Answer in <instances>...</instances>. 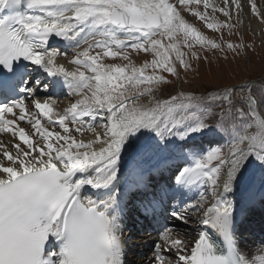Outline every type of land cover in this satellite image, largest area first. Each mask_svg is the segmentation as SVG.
Masks as SVG:
<instances>
[{
	"label": "snow or ice",
	"instance_id": "1",
	"mask_svg": "<svg viewBox=\"0 0 264 264\" xmlns=\"http://www.w3.org/2000/svg\"><path fill=\"white\" fill-rule=\"evenodd\" d=\"M249 5L264 23L257 0H0V264H126L133 192L150 193L142 207L159 224L145 264H264V242L245 250L236 235L264 207V77L167 91L192 61L211 62L196 48L246 55L221 30L233 33V10L241 23ZM69 49L73 70L57 63ZM131 52L153 58L137 67ZM57 89L78 98L57 111ZM85 132L92 138L77 137ZM207 136L219 139L194 143ZM190 223L192 241L178 230Z\"/></svg>",
	"mask_w": 264,
	"mask_h": 264
},
{
	"label": "rangeland",
	"instance_id": "2",
	"mask_svg": "<svg viewBox=\"0 0 264 264\" xmlns=\"http://www.w3.org/2000/svg\"><path fill=\"white\" fill-rule=\"evenodd\" d=\"M211 2L222 5V0L221 2H218L217 0H211ZM241 2L246 3V0H241ZM257 3L259 10L261 12H264V0H257ZM190 7L193 10L204 11L202 3L199 6L193 4ZM208 12L211 15V9H208ZM181 15L184 16V18L190 24H192L209 38H215L219 40V37L222 33L223 39L226 41L230 40L234 43H240L242 41L247 46L244 50L246 55L242 53L240 56L233 57V54L229 52L227 53L228 59L225 60L219 58L221 54L218 52H204L199 48H196L194 49L195 51H198L201 56L207 55L211 62L209 63L204 60L192 61L193 70H190L187 74H185V72L181 69L180 81L176 82V89L174 90L169 87L167 89L168 92H170L171 94H175L176 91L183 89L186 91L191 90L196 94H200L206 89L223 88L225 86L233 85L239 86L246 83L250 84L253 82L259 83L261 78L264 77V23H261L257 17L251 14L250 5L245 8L244 15L238 17L239 21H242L241 23H237V14L235 10H233V23H236L237 27L231 34L227 29H222L221 33H217L213 30L207 29L206 23L192 15L190 11H183ZM216 16L221 21L225 20V17H223L221 13H216ZM185 51L187 50L185 49ZM152 58L153 57L151 56V54H145L142 52L130 53V59L137 67H140L145 61H151ZM105 62L121 65L127 63V61H123L119 58H106ZM169 79H172L175 82V77H169ZM64 100L67 101V97H62V95L59 96L58 102L60 105ZM58 102L56 106H59ZM97 129H100L98 124ZM212 139L219 138L212 136L200 137L196 139L194 143L202 145L205 149H207L209 147V141ZM190 224L194 225L192 223ZM187 230H190V228L186 229V231ZM187 233V238L193 237L192 233L190 234L189 231ZM142 235L143 234L131 235V239L139 240V237H141ZM151 237L152 236L150 235L144 234L141 238L142 243L147 244ZM139 248V251L143 252L144 250L148 249V246L140 245ZM149 253V251H146V255H149ZM133 255L129 257L132 262L136 260Z\"/></svg>",
	"mask_w": 264,
	"mask_h": 264
},
{
	"label": "bare ground",
	"instance_id": "3",
	"mask_svg": "<svg viewBox=\"0 0 264 264\" xmlns=\"http://www.w3.org/2000/svg\"><path fill=\"white\" fill-rule=\"evenodd\" d=\"M218 2H221V0H217ZM254 27V26H253ZM256 27V26H255ZM56 43V45H57V47H59V48H61L62 47V42H60V41H56L55 42ZM62 50V49H61ZM72 59V54L69 52V55L68 56H58L57 57V61L59 62V64H63L64 66H69L70 68H72V69H74L75 68V65H73V64H71V63H69V61ZM67 91V90H66ZM62 97H67V101L66 100H64L62 103H61V105L59 104V102H58V104H59V106H54L55 108H56V110L57 111H62L63 109H65V108H67V107H70V104L72 103V102H74L75 101V99H77L78 97H75V96H72V97H69V95L68 94H66V93H62ZM65 102H66V104H65ZM67 102H69V103H67ZM20 124H21V126H23V127H26V129L29 127L27 124H26V122H23V121H21L20 122ZM97 131H102V129L100 128V129H97ZM77 137L78 138H82V139H85V140H87V139H91L92 138V134L90 133V132H85V134H84V136L83 137H80L79 136V134H77ZM4 138L5 139H7L8 138V136H7V134H4ZM179 162H182L183 163V161H180V160H177V159H175L174 157H173V159H171L170 160V163L171 164H176V163H179ZM171 175V174H170ZM135 193V192H134ZM150 194V193H149ZM144 195V194H143ZM144 196H146V195H144ZM134 197L133 196H129L128 197V200H127V211H129V208H131L132 206H134L133 204L135 203V199H133ZM147 199V198H146ZM127 211H126V217H127ZM242 220V219H241ZM169 221V220H168ZM134 222H135V220H134ZM164 223H166V222H164ZM173 223V221L170 223V225ZM189 226V225H188ZM251 228H252V226H250ZM188 228H190V230H187L186 231V229H188ZM240 227L237 225V232H236V235H237V239H238V241H239V247H241L242 249H245V250H249V249H251V250H254L256 247H258L262 242H264V236H262V237H259V238H257V237H255V235L252 233V235L251 236H249L248 237V239H247V237H245V235H243L242 233H241V230L239 229ZM178 230H180L181 232H188L189 231V233L191 234L192 233V238H187L188 236H186V239L187 240H189V241H192L195 237H196V235H197V232H196V225L194 224V225H191L190 227H186V226H184V225H180L179 226V228H178ZM156 232V231H155ZM251 232H252V230H251ZM188 234V233H187ZM263 234H264V229H263ZM130 235V234H129ZM156 238V235H154L152 238H151V240H150V243H149V246H148V249L147 250H144L142 253H140L138 250H136L134 247H130V251L128 252V253H130V252H132V253H134V257L136 258V260L134 261V262H132L133 264H145V262H146V259L148 258V257H150L151 256V247H152V242H153V240ZM191 239V240H190ZM53 245H55V241H53ZM139 247V246H138ZM146 251H149L150 253H149V255H146ZM136 254V255H135ZM130 264H131V261H130Z\"/></svg>",
	"mask_w": 264,
	"mask_h": 264
}]
</instances>
